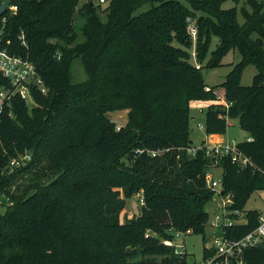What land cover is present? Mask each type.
Wrapping results in <instances>:
<instances>
[{
    "label": "trees",
    "instance_id": "obj_1",
    "mask_svg": "<svg viewBox=\"0 0 264 264\" xmlns=\"http://www.w3.org/2000/svg\"><path fill=\"white\" fill-rule=\"evenodd\" d=\"M225 1H12L16 10L0 17V47L33 62L47 92L30 84L27 102L0 73V92L9 95L0 112V264H188L189 252L181 257L163 239L187 230L205 237L207 204L217 195L207 185L216 157L205 147L189 152L193 101H208L207 134H225L233 118L248 132L235 144L245 166L231 154L215 164L223 168L221 194L246 210V222L226 234L240 238L257 226L259 211L245 207L264 190V0H247L243 21ZM189 16L201 63L221 65L232 49L241 55L219 85H208L191 61ZM76 61L83 80H74ZM248 64L257 73L244 85ZM122 109L127 120L117 126L110 114ZM134 194L144 198L141 212L122 223ZM212 254L204 245L202 258ZM241 260L264 264V243Z\"/></svg>",
    "mask_w": 264,
    "mask_h": 264
},
{
    "label": "rangeland",
    "instance_id": "obj_2",
    "mask_svg": "<svg viewBox=\"0 0 264 264\" xmlns=\"http://www.w3.org/2000/svg\"><path fill=\"white\" fill-rule=\"evenodd\" d=\"M85 0H80V4L82 2H84ZM97 2V0H94V2ZM247 0H226L223 3V7L224 8H230L233 6L238 7V19L240 21H243V16L241 13L240 8L241 7H245L246 9H248L249 11H251V8L249 7ZM185 3V2H184ZM150 7V4H144L142 7H140V9H138L137 13L139 12H143L145 10H148ZM13 7L11 6V9ZM198 14H200V11H196ZM196 19L189 16L187 18V33L189 34L190 38H191V46L189 47V51L191 53V61L193 63H195L196 66L200 67L202 66V73L205 79V82L210 85V86H216L221 84L227 74L230 72V70L232 69L233 65L236 64L237 62H239L241 60V55L240 53L237 51V49H232L222 60V64L218 65L216 67H207L205 66V60L203 63H201L198 59L197 56L195 54L196 52V41L198 38V34H199V30H198V25L196 23ZM76 24H77V30L80 27V25L82 24V20L81 18H77L76 19ZM1 32V31H0ZM79 34L80 31L78 30ZM82 39V36L80 35L79 40ZM219 43V38L217 36H214L212 38L209 50L210 52L216 48L217 44ZM209 56V54H208ZM73 77L74 80H83L87 77V74L84 70V68L82 67L80 61H76L73 64ZM257 73V68L254 64H248L242 74H241V78H240V82L244 85H251L253 82V77L254 75ZM220 99L222 100V95L219 94ZM32 102V101H31ZM201 106H197L201 103ZM223 102V105L225 103V101H221ZM207 104L208 101L207 100H201V101H193L192 107H191V116L192 119L190 121V133H191V139L193 144H200L203 140H205L207 138V133L205 131V128L202 129L200 127V125L204 126L205 125V118H206V114H207ZM217 104V103H216ZM221 104V103H219ZM227 106V105H224ZM127 112L128 110L126 109H122V110H118L115 112H111L110 117L111 119L117 124V126H122L126 123L127 120ZM249 136L248 132L244 129H242L239 125V121L237 118H233V119H229V125L227 128V131L225 133L224 139L226 142H216V143H206V145H224L227 142H229L230 144L234 145L237 142L246 140L247 137ZM207 152L210 154V156H215L216 157V161L214 163H211L209 165V169H208V174H210L214 179H220L223 177V168L215 163H217L221 156L220 155H216L214 154L213 150H208ZM22 160V159H20ZM20 164H22V162H20ZM45 181H47V179H45ZM49 181V180H48ZM215 197H219L220 195H214ZM4 198L1 194H0V199ZM10 202V201H9ZM224 202H226L224 204ZM233 204V199L231 198V195L229 192H227L226 194H223L222 197L220 198H213L210 202H208L207 204V210L210 214L209 216V221L206 225V234L205 237L202 234H195V233H188L185 237H184V243L185 246L187 248V251L189 252V256L188 258L190 260H196V261H200L203 257V249H204V245H211L212 244V239H213V235L215 234V228L211 227L210 223L211 221L215 218V214H221L222 217L226 216L230 219L233 220H241L244 218L245 216V211L246 210H238V209H233L230 207V205ZM141 203H140V197L137 194H134L133 196H131L129 199H126V205L124 207V209L122 210L121 214H120V219L121 222H125L127 219H132L133 217L137 216L140 214L141 212ZM264 205V190H257L255 192L252 193L250 199L248 200L245 209L251 208L252 206H255L256 208H262ZM0 209L1 211L5 210L4 205H0Z\"/></svg>",
    "mask_w": 264,
    "mask_h": 264
},
{
    "label": "built area",
    "instance_id": "obj_3",
    "mask_svg": "<svg viewBox=\"0 0 264 264\" xmlns=\"http://www.w3.org/2000/svg\"><path fill=\"white\" fill-rule=\"evenodd\" d=\"M98 3L104 4L107 0H97ZM12 6V5H11ZM13 10H16V6H12ZM22 43L26 45L24 35H21ZM0 73L10 79L13 84L12 94L18 93L20 97L27 102H31V85L37 86L41 92L46 93L47 88L44 85L42 78L38 75L37 70L33 62L28 58H24L20 55L10 53L6 48L0 47ZM9 98L8 92L5 90L0 92V112L3 107V103L6 99ZM200 127L203 129V125ZM236 144V143H235ZM235 144L232 145L229 142L220 146V145H202L197 144L195 147L189 149V152L195 153L198 149L203 147L208 150H213L214 154L224 156L231 154L232 159L235 162H239L242 166H245L248 163V158L243 157L242 154L236 152ZM162 150L156 149L151 152L152 156L160 154ZM207 154H209L207 152ZM207 185L216 190V194L222 197V180L214 179L210 174H207ZM144 198L140 194V203L144 204ZM226 202H224L225 204ZM259 211L258 215V224L257 226L247 232L240 238L231 237L226 234V227L234 224L235 222H246L244 216L241 220H233L226 216L222 217L221 214H215V218L211 221V227L215 228V234L213 235L212 244L207 245L209 249L213 250V254L207 258H202L198 264H230L233 260L240 264L242 262L241 258L243 252L247 248L259 246L264 243V205L261 208H256ZM190 232L187 230L175 231L173 233V238L163 239V243L174 247L176 254H179L181 257H184L187 254V248L184 243V237ZM188 255V254H187ZM193 260H189L188 264H192Z\"/></svg>",
    "mask_w": 264,
    "mask_h": 264
},
{
    "label": "crops",
    "instance_id": "obj_4",
    "mask_svg": "<svg viewBox=\"0 0 264 264\" xmlns=\"http://www.w3.org/2000/svg\"><path fill=\"white\" fill-rule=\"evenodd\" d=\"M225 134H207V138L204 140L206 141V143H222V142H226L224 139Z\"/></svg>",
    "mask_w": 264,
    "mask_h": 264
},
{
    "label": "water",
    "instance_id": "obj_5",
    "mask_svg": "<svg viewBox=\"0 0 264 264\" xmlns=\"http://www.w3.org/2000/svg\"><path fill=\"white\" fill-rule=\"evenodd\" d=\"M13 0H3L0 3V17H2L10 8ZM213 156H207L208 159H212Z\"/></svg>",
    "mask_w": 264,
    "mask_h": 264
}]
</instances>
